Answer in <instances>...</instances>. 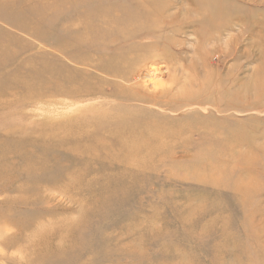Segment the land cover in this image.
<instances>
[{"label": "rangeland", "instance_id": "1", "mask_svg": "<svg viewBox=\"0 0 264 264\" xmlns=\"http://www.w3.org/2000/svg\"><path fill=\"white\" fill-rule=\"evenodd\" d=\"M143 1L0 0V264H264V0Z\"/></svg>", "mask_w": 264, "mask_h": 264}, {"label": "bare ground", "instance_id": "2", "mask_svg": "<svg viewBox=\"0 0 264 264\" xmlns=\"http://www.w3.org/2000/svg\"><path fill=\"white\" fill-rule=\"evenodd\" d=\"M138 3V2H137ZM209 5L210 4H207V6L205 7V9L207 8H209ZM137 6H138V8L139 9H141L143 12H145L144 13V15H147L148 17H150L151 16V13H152V10H157V11H160L162 8H164V7H161L160 9L159 8H156V0H145V1H143V2H140V3H138L137 4ZM155 7V8H154ZM204 7H203V5L202 4H200V5H198V6H195L194 8L195 9H191V11L193 12V13H195V14H203V15H205V18H210L212 15H215L213 18H215V17H217V16H219L220 14H223L224 12H225V9H224V7H222L221 5L218 7V6H212V11L213 12H211L210 14H206L205 12H204ZM147 16H144V18H145V20H146V23H150L149 21V19L147 18ZM151 24H153V25H159V23H151ZM149 24H147V25H139V27H130V28H128V34L129 35H139V34H141L142 33V29L144 28V27H147Z\"/></svg>", "mask_w": 264, "mask_h": 264}]
</instances>
